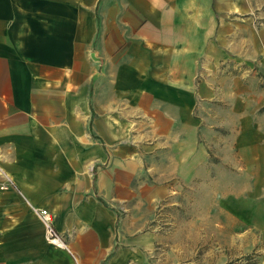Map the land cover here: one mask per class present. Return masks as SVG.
<instances>
[{"label": "crops", "instance_id": "obj_1", "mask_svg": "<svg viewBox=\"0 0 264 264\" xmlns=\"http://www.w3.org/2000/svg\"><path fill=\"white\" fill-rule=\"evenodd\" d=\"M216 6L0 0V184L11 180L0 264H150L135 182L144 212L150 169L181 173L183 134L198 132L207 93L199 70L222 33ZM31 206L51 212L65 248L45 240Z\"/></svg>", "mask_w": 264, "mask_h": 264}, {"label": "rangeland", "instance_id": "obj_2", "mask_svg": "<svg viewBox=\"0 0 264 264\" xmlns=\"http://www.w3.org/2000/svg\"><path fill=\"white\" fill-rule=\"evenodd\" d=\"M216 5L222 33L199 70L196 91L207 93L194 106L198 132L183 134L181 173L150 169L144 212L135 182L150 264H264V0Z\"/></svg>", "mask_w": 264, "mask_h": 264}, {"label": "built area", "instance_id": "obj_3", "mask_svg": "<svg viewBox=\"0 0 264 264\" xmlns=\"http://www.w3.org/2000/svg\"><path fill=\"white\" fill-rule=\"evenodd\" d=\"M0 174H2V171H0ZM10 183L11 180L8 179L4 183L0 184V189L7 188ZM31 209L39 217V219L44 225L45 240L54 246L65 248L66 243L64 237L55 227L50 211L47 208L39 206H31Z\"/></svg>", "mask_w": 264, "mask_h": 264}]
</instances>
